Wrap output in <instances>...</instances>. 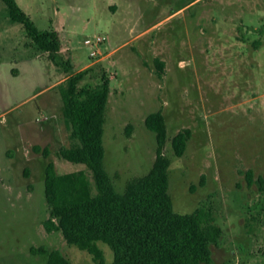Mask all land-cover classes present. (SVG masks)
<instances>
[{
	"label": "rangeland",
	"instance_id": "374dc122",
	"mask_svg": "<svg viewBox=\"0 0 264 264\" xmlns=\"http://www.w3.org/2000/svg\"><path fill=\"white\" fill-rule=\"evenodd\" d=\"M16 1L38 29H55L71 72L84 71L79 85L108 79L103 165L115 190L152 166L156 138L144 118L161 109L174 211H210L221 228L210 264H264V0ZM71 72L0 0V264H45L30 251L41 245L97 264L43 226L48 161L57 173L84 171L95 192L91 171L58 154L70 138L56 86ZM183 128L190 137L177 156L171 139ZM97 245L112 264L110 246Z\"/></svg>",
	"mask_w": 264,
	"mask_h": 264
},
{
	"label": "trees",
	"instance_id": "16d2710c",
	"mask_svg": "<svg viewBox=\"0 0 264 264\" xmlns=\"http://www.w3.org/2000/svg\"><path fill=\"white\" fill-rule=\"evenodd\" d=\"M8 19L23 25L27 35L57 65L71 72V63L59 51L55 29H38L16 0H2ZM161 68L163 62L156 59ZM83 70L71 72L57 84L62 115L69 129L70 144L60 147V157L85 165L92 173L95 192L84 171L57 173L54 163L45 166L44 195L49 215L43 220L47 231L59 230L65 241L92 254L104 264L97 241L113 251L112 264H210L211 245L221 228L212 222L204 206L191 212L174 211L168 189L169 158L164 155L166 123L161 109L144 118L155 133V158L150 169L129 181L122 192L113 187L103 165L104 113L109 82L79 85ZM190 129L178 130L171 139L175 155L183 154ZM48 154V149L33 146ZM32 253L46 255L45 264H71L58 249L32 246Z\"/></svg>",
	"mask_w": 264,
	"mask_h": 264
},
{
	"label": "built area",
	"instance_id": "2783aa9c",
	"mask_svg": "<svg viewBox=\"0 0 264 264\" xmlns=\"http://www.w3.org/2000/svg\"><path fill=\"white\" fill-rule=\"evenodd\" d=\"M102 36H97L95 42L92 43V46L96 45L100 40H102ZM96 53V49H91L90 54L93 55Z\"/></svg>",
	"mask_w": 264,
	"mask_h": 264
}]
</instances>
